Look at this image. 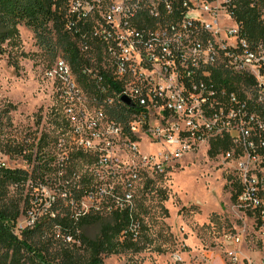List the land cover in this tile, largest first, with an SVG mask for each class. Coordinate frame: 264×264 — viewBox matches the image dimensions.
Returning <instances> with one entry per match:
<instances>
[{"label": "built area", "instance_id": "obj_1", "mask_svg": "<svg viewBox=\"0 0 264 264\" xmlns=\"http://www.w3.org/2000/svg\"><path fill=\"white\" fill-rule=\"evenodd\" d=\"M232 3L69 0V14L84 29H75L73 22L67 29L82 35L78 45L84 58L90 59L83 73L96 82L99 97L91 94L98 107L93 114L77 110L75 104L89 93L67 60L57 59L51 74L66 100L64 116L78 151L62 152V168L74 153L82 152L113 175L118 172L114 152L122 151L136 159L129 172L132 179L139 170L161 171L202 148L211 150L213 144L222 148L227 143L228 149H220V155L233 162L235 202L264 225V0H250L259 14L261 31L255 37L237 21ZM93 13L95 18L90 20ZM94 50L100 61L89 56ZM105 75L120 86L119 92L109 93ZM123 97L133 107L122 102ZM114 107L127 108L125 124L108 114ZM144 141L160 146V152L143 153ZM96 190L92 188L77 203L66 190H61V198L72 207L81 203L83 209L76 216L110 215L112 205L133 206L129 194L120 197L112 189L110 199ZM49 199L50 204L57 202L55 197ZM33 225L32 218L27 227ZM17 226L13 232L20 236ZM224 241L233 247L227 253L229 263H243L238 248L241 236L229 234ZM259 264H264V253Z\"/></svg>", "mask_w": 264, "mask_h": 264}, {"label": "rangeland", "instance_id": "obj_2", "mask_svg": "<svg viewBox=\"0 0 264 264\" xmlns=\"http://www.w3.org/2000/svg\"><path fill=\"white\" fill-rule=\"evenodd\" d=\"M88 17L94 19L95 13ZM19 31L20 43L6 45L5 53L0 56V111L9 106L16 108L9 114L11 125L5 126L4 138L30 149L37 146L43 135L48 136L49 145L44 152L55 169L43 179L9 189L6 200L19 205L21 210L17 221L19 233L33 218L35 225L27 228L40 227L34 242L49 259L55 258L62 248L72 246L74 242L52 226L51 216L68 206L61 198V190L73 194L71 187L86 178L91 179L98 195L104 194L105 198H112L109 193L112 189L120 197L131 195L140 215L139 242L144 249L139 253L106 257V264H230L227 253L233 247L224 241L229 234L242 238L238 247L244 260L241 264L260 263L264 253V225L237 206L231 186L233 162H225L220 154L210 157V150L202 148L184 156L180 162L162 167L161 171L139 170L138 167L139 174L132 179L130 173L136 159L122 151L114 152L118 172L113 175L107 169L79 159L70 160L62 168L59 164L62 152H78L64 116L66 100L59 93L57 77L51 74L57 59L64 57L60 51L53 58L41 50L33 32L25 26H20ZM97 51L89 53L95 61L100 58ZM75 107L91 114L98 109L90 93H85ZM160 149L145 141L141 145V151L147 154H157ZM0 164L30 173L34 168L26 158L2 152ZM50 197H55L57 202L50 204ZM91 204L88 203L89 207ZM55 208L58 211L55 212ZM82 209L81 203L72 207L77 214ZM98 233V227L86 231L89 237ZM77 248L80 254H85L81 244L78 243Z\"/></svg>", "mask_w": 264, "mask_h": 264}, {"label": "trees", "instance_id": "obj_3", "mask_svg": "<svg viewBox=\"0 0 264 264\" xmlns=\"http://www.w3.org/2000/svg\"><path fill=\"white\" fill-rule=\"evenodd\" d=\"M232 2L235 5L233 15L238 22L244 24L248 35L259 36L261 31L258 24L259 14L250 7V0H232ZM72 22L75 29H84L81 22L75 25L77 19L69 14V0H0V56L5 53L6 45L20 43L19 27L25 26L33 32L41 50L51 54L53 58H56L59 51L62 52L84 89L94 97H99L96 82L83 73L84 66H90V59L84 58L78 45L82 35L67 29L68 24ZM109 77L108 75L104 77L105 84L111 86L109 93L119 92L120 86L114 84ZM15 109L14 106H9L0 111V152L26 158L28 163L34 164V168L30 173L23 169L0 166V264H106L104 261L106 257L125 252H141L144 247L139 242L138 230L142 224L137 206L134 205L124 204L117 208L116 205H112L114 210L108 215L109 217H103L104 215L95 212L76 216L72 206H62L64 208L51 217L52 226L58 228L63 237L71 238L74 244L62 248L55 258L49 259L44 250L38 249L35 245L39 226L24 230L20 236L15 235L13 229L21 217V210L19 205L6 200L9 189L20 188L38 178L43 179L55 170L47 160L48 154L44 152L49 145L48 136L43 135L37 146H32L30 149L23 144L5 140V126L11 125L9 114ZM126 111L125 107H114L108 110V114L116 121L125 124ZM221 147L228 149L229 146L223 143ZM222 148L213 144L209 156L216 157L221 153ZM33 149H37V152L35 153ZM73 159L88 161L90 164L95 161L93 156L82 152L72 155L71 160ZM72 173V170L69 171L70 175ZM70 186L72 184L68 187ZM91 189V179L86 178H82L78 185L72 186L71 192L75 202L77 203ZM232 190L235 200L237 185H234ZM54 211H58L57 208ZM93 227H98L99 233L95 237H89L86 231ZM78 243L84 248L85 254H80Z\"/></svg>", "mask_w": 264, "mask_h": 264}, {"label": "water", "instance_id": "obj_4", "mask_svg": "<svg viewBox=\"0 0 264 264\" xmlns=\"http://www.w3.org/2000/svg\"><path fill=\"white\" fill-rule=\"evenodd\" d=\"M122 102H124L129 107H133V104L131 103V101L126 97L122 98Z\"/></svg>", "mask_w": 264, "mask_h": 264}]
</instances>
